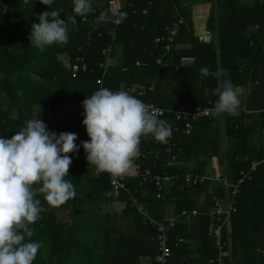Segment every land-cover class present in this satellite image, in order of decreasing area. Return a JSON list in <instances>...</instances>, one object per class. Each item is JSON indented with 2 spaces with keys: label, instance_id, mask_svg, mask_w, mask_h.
Instances as JSON below:
<instances>
[{
  "label": "trees",
  "instance_id": "trees-1",
  "mask_svg": "<svg viewBox=\"0 0 264 264\" xmlns=\"http://www.w3.org/2000/svg\"><path fill=\"white\" fill-rule=\"evenodd\" d=\"M108 0H92L90 11L71 20L73 0H54L48 8L40 0H0V136L10 138L21 130L34 113L50 131L73 132L76 143L88 140L82 124L83 108L69 113L63 105L78 104L99 87L126 90L145 103L153 102L166 109L185 107L213 108L215 90L222 79L213 75L202 77L200 67L227 71V78L237 88L240 105L237 115H203L190 119L194 128L181 130L174 140L178 160L168 168L167 153L162 142L151 135L141 137V154L134 160V169H151L153 174H186L207 176L197 186L178 183L158 198L153 179L129 178L130 192L110 196L108 173L96 174V168L86 160L81 147L70 154L69 176L76 195L59 207L49 206L43 194L36 193L45 209L34 224L30 239L41 247L33 264H158L157 229L138 212L130 196L145 204L150 216L164 220L167 210L173 209L178 222L172 229L170 264H185L190 256L188 244L178 236L202 243L204 252L200 264L218 255L214 229L216 222L208 215V208L216 197L226 195L222 180H214L213 159L217 158L222 178L237 180L242 170H250L253 162H260L246 180L237 197V211L231 215V232L224 230V238L232 240L228 264H264V0H132L137 12L125 11L122 22L115 26L107 7ZM208 5L209 34L198 35L193 7ZM148 7V13L143 9ZM57 11L68 21L69 40L66 44L47 46L44 51L29 41L31 24L45 11ZM104 12L109 19L97 21ZM183 16L185 23L166 52L164 43L155 38L166 33V26ZM51 19V17H49ZM115 31V37L111 31ZM111 47V62L105 50ZM84 57L88 68L76 77L64 64ZM193 57L194 63L180 66L182 57ZM67 57V58H68ZM162 58V63H158ZM82 64V63H80ZM244 88L243 92L239 89ZM243 108L252 111V121L244 123ZM171 126V114L160 117ZM258 135L261 138L255 136ZM225 152V157L224 153ZM159 159H156V153ZM227 162V170L225 163ZM36 187H39L37 185ZM205 194L204 204L199 197ZM171 204V205H170ZM168 205L170 207L168 208ZM193 210L199 214L190 216ZM184 239V238H183Z\"/></svg>",
  "mask_w": 264,
  "mask_h": 264
},
{
  "label": "clouds",
  "instance_id": "clouds-1",
  "mask_svg": "<svg viewBox=\"0 0 264 264\" xmlns=\"http://www.w3.org/2000/svg\"><path fill=\"white\" fill-rule=\"evenodd\" d=\"M40 3L49 8L54 0H40ZM91 7L92 0H73L72 23ZM59 14L47 10L37 16L38 22L31 24L29 41L39 50L68 42V21ZM107 19L104 12L97 17L98 22ZM199 71L202 77H224L215 90L217 99L212 114L237 115L240 99L237 88L227 78V71L218 68L212 73L207 66H201ZM82 108V124L89 139L80 144L76 143V133L50 131L40 117L27 120L10 138L0 136V264H33L41 244L30 239L33 230L29 225L45 211L36 193L43 194L52 207L75 197L74 184L65 179L72 164L70 154L82 147L90 166L121 175L141 155V137L151 135L163 143L173 134L166 120L126 90L98 89L87 95Z\"/></svg>",
  "mask_w": 264,
  "mask_h": 264
},
{
  "label": "built area",
  "instance_id": "built-area-1",
  "mask_svg": "<svg viewBox=\"0 0 264 264\" xmlns=\"http://www.w3.org/2000/svg\"><path fill=\"white\" fill-rule=\"evenodd\" d=\"M149 5L153 2L152 0H145ZM108 9L111 12L113 17V23L115 26H118L122 22L123 15L120 13H125L126 10L131 9L134 13L137 12L136 5L132 0H108L106 2ZM148 13V7L143 9V14ZM185 23V19L183 16H180L178 19L173 21L170 25H167L165 30L166 33L163 35H159L155 38L156 43H164V49L166 52H169L173 48V44L176 40V37L179 35L182 26ZM113 37H115V31L110 32ZM209 34V31L206 32ZM264 51V49H263ZM105 53L109 55L106 64H103L105 67H108L111 62V47L105 50ZM65 56L64 64L72 71V75L76 77L81 69L86 70L88 68L87 63L84 60V57H77V62L72 63L71 57ZM158 63H162V58H158ZM82 63V64H80ZM194 63L193 57H182L180 60V66H188ZM99 87L98 89L103 88V83L101 80H98ZM150 106L151 110L155 111L159 117L165 116L167 113L171 114L174 119L175 124H173V134L170 138L167 139L166 142L162 143L164 147L165 153H167V157H165V162L168 168L174 167L175 163L178 160V155L174 151V140L177 133L181 130V122L187 120L183 124V128L187 133H190L194 126L191 123L190 119H197L203 115H210L211 109L210 107H199L195 110L186 109L185 107H180L176 109H166L160 107L159 105L148 102L146 103ZM65 109L72 113L76 108L82 107V105L71 104V105H63ZM244 112V123L249 124L252 121L251 114L252 111L246 108H243ZM141 152V148H139ZM156 159H159V153H156ZM139 157L145 158L146 154H141ZM264 162V159H263ZM260 162H253L250 170H242L240 172V176L237 180H227L226 178H222L221 168L218 164L217 158L213 159V170L215 172L214 180H222L226 185V195L223 197H216L214 204L208 208V215L211 217L213 221L216 222V226L214 229V237L216 247L218 249V255L215 258H211L210 262L214 264H228L227 258L229 254V250L227 246L230 247L232 240L229 239L230 235L227 236V239L224 238V230L227 229V233L231 232V223L230 218L233 213L237 211V197L240 193L241 185L246 180L252 179V172L255 171ZM102 171L95 170L96 174H100ZM108 173V172H102ZM110 177L111 183V191L109 192L110 196L118 197L123 192H130L127 181L129 178L143 177V182L146 183L150 179L155 181L156 186L158 187V198H164V191H166L169 187L174 186L178 183H182L183 186H197L198 184L204 183L207 179V176H195L192 173L182 174H168V173H157L153 174L151 169L146 168V170L139 171V169H134L131 172L127 171L121 175H114L108 173ZM133 200V203L136 205L138 212H140L144 218L157 229V238L159 241V251L156 257V261L158 264H170V259L172 256V248L170 246V241L172 238V229L178 222L177 216L167 217L164 220L156 219L149 215L144 203L139 202L133 196H130ZM199 214L198 210H193L189 214L190 216H196ZM179 242H183L184 239L180 236L176 238Z\"/></svg>",
  "mask_w": 264,
  "mask_h": 264
},
{
  "label": "crops",
  "instance_id": "crops-1",
  "mask_svg": "<svg viewBox=\"0 0 264 264\" xmlns=\"http://www.w3.org/2000/svg\"><path fill=\"white\" fill-rule=\"evenodd\" d=\"M207 11H208L207 5L205 6L204 4H196L193 7L194 22L197 23V21L199 19L203 18V16H202L203 13L205 14V13H207ZM207 15H209V13H207ZM206 24H207V20H206ZM195 27H196V33L198 35H201V33H205V31H207V27L203 26V24H201V23H200V27L197 28V25H195ZM224 115H222V117H224ZM223 123H224V121H223V119H221V123L220 124L222 125ZM257 137L261 138L260 136L256 135L255 138L257 139ZM206 199H207V197L203 193L202 195H200L198 200H199L200 204H204L206 202ZM170 205H168V208L170 207ZM167 212H168L167 213V217L174 216L173 213H172L173 209H170V210L168 209ZM183 238H184V242L183 243H186V244L189 245L188 248H189L190 253H191L190 256L186 257V259H185L186 263L185 264H200L202 251L204 252L206 250V249L204 250L205 246H203L202 243L199 242V241L192 240L190 238H185V237H183ZM144 263L149 264V261L146 260V261H144ZM208 264H214V263H211L210 260H208Z\"/></svg>",
  "mask_w": 264,
  "mask_h": 264
},
{
  "label": "rangeland",
  "instance_id": "rangeland-1",
  "mask_svg": "<svg viewBox=\"0 0 264 264\" xmlns=\"http://www.w3.org/2000/svg\"><path fill=\"white\" fill-rule=\"evenodd\" d=\"M206 6V5H205ZM207 7H208V11H207V13H209V10H210V8H209V6L207 5ZM207 13H203V18H201V19H197L198 21H197V23L195 22V25H197V28L198 27H200V23L201 24H203V26H207V24H206V20H208V17H209V15H207ZM208 16V17H207ZM208 31V30H207ZM207 31H205V33H201V35L202 34H206V32ZM243 90H245L244 88H240L239 89V91L240 92H243ZM71 105V104H70ZM37 116V111H35V113H34V119H35V117ZM220 126H221V120H220V116H219V121L217 122ZM223 153H224V156L223 157H225V152L223 151ZM225 165V168H226V170H227V162L224 164Z\"/></svg>",
  "mask_w": 264,
  "mask_h": 264
}]
</instances>
